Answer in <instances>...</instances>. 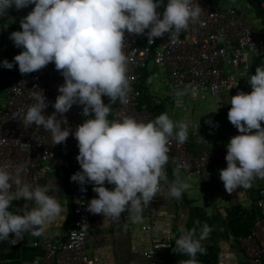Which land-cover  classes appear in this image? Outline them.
<instances>
[{
  "label": "clouds",
  "instance_id": "clouds-1",
  "mask_svg": "<svg viewBox=\"0 0 264 264\" xmlns=\"http://www.w3.org/2000/svg\"><path fill=\"white\" fill-rule=\"evenodd\" d=\"M29 5L34 7L21 18V30L9 36L22 49L14 56V63L22 75L54 63L64 83L58 86L59 95L50 115H45L48 101L39 89L32 93L34 103L26 112L13 118L50 132L52 144L64 143L70 134L74 135L81 171L71 180L82 191H87L84 185H93L97 195L88 202L87 210L94 215L117 221L128 212L131 219L139 221L162 191V183L167 185L168 198L181 199L190 184L179 178L169 180L166 166L172 140L180 144L188 140L189 122L173 121L167 112L147 121L109 116L112 105L118 100L127 104L131 92L125 33L146 34L149 44L165 34L178 42L182 31L197 22L202 24V7L197 0H0V16L12 7L20 10ZM161 7L162 12L158 11ZM2 64L13 68V62L7 59ZM248 83L251 92L238 91L230 99L228 120L239 134L230 138L227 166L219 173L229 194L251 188L257 179L264 180V64L256 67ZM189 90L193 95L198 91L189 84L176 96ZM105 96L108 103L102 99ZM74 104L82 106V115L87 118L73 133L64 114ZM5 142L0 139V143ZM24 172V164L0 162V241L13 245L26 233L44 236L64 210L59 189L52 181L32 184L23 178ZM106 183L113 188L106 187ZM21 199L25 201L22 208L9 210L13 201ZM28 202L34 206L29 208ZM212 230L200 221L191 229L179 226L175 250L188 257L180 264H199L197 254L206 253L202 241Z\"/></svg>",
  "mask_w": 264,
  "mask_h": 264
},
{
  "label": "built area",
  "instance_id": "built-area-1",
  "mask_svg": "<svg viewBox=\"0 0 264 264\" xmlns=\"http://www.w3.org/2000/svg\"><path fill=\"white\" fill-rule=\"evenodd\" d=\"M197 2L202 7V24L197 22L190 25L188 30L182 31L178 42H172L170 36L165 34L149 44L146 34L138 36L125 33L131 92L127 104H121L119 100L115 103L109 119L124 116H133L143 121L150 119L151 113L147 109L138 108L141 91L136 87L140 77L139 70L149 61L154 66L166 70L167 83L171 89H185L187 85L192 84L198 89L196 93L207 90L213 96H219L223 91L245 92L243 82L235 73H226V68L228 65L237 66L241 60H246L250 53L264 55V28L252 26L246 17L233 7L218 8L210 0ZM260 7L264 11V0L260 1ZM63 83L64 78L55 69L54 63H49L40 71L24 75L19 72L17 66L14 81L4 90L5 102L0 108V139L6 142L0 143V162L7 161L14 166L24 164L23 178L32 184H41L47 175L59 173L68 159L72 163L70 176L81 171L76 159L79 152L78 143L73 134H70L64 143L52 144L50 132L35 124L25 125L19 118H13L26 112L27 107L34 103L32 93L39 89L44 91L48 101L45 115H50L59 95L58 86ZM102 99L106 102L108 98L105 96ZM64 116L73 133L87 118L82 115V106L78 104H74ZM62 127L65 125L62 124ZM237 134L239 133L236 128L228 132L230 138ZM226 153V146L192 152L187 142L180 144L173 139L169 145L167 174L172 167L186 176H198L208 167L227 165ZM259 180L260 188L255 202L256 217L246 234L239 238L246 258L245 264H264V180ZM71 185L74 206L66 232L62 237L43 245V253L37 264L94 263L91 254L86 250L87 225L91 216L87 210V204L90 202L88 184L84 185L87 191H82L77 182L71 181ZM108 185L110 189L113 188V185ZM159 194L151 204L161 199ZM146 229L153 238L150 247L142 251V254L152 259L151 264H154L157 252L170 248L172 244L169 239L157 238L150 226H146ZM21 240L11 245H19ZM163 244L169 246L160 247Z\"/></svg>",
  "mask_w": 264,
  "mask_h": 264
},
{
  "label": "crops",
  "instance_id": "crops-1",
  "mask_svg": "<svg viewBox=\"0 0 264 264\" xmlns=\"http://www.w3.org/2000/svg\"><path fill=\"white\" fill-rule=\"evenodd\" d=\"M211 1L218 8H227L220 7L223 6L220 4L216 5L214 0ZM33 7L34 5H29L20 10L12 7L8 9L6 15L0 16L1 71L2 62L9 59L12 55L11 51H22L14 45L9 36L11 32L21 30V18L26 16ZM237 10L244 15L241 10ZM253 12L252 20L254 21L256 17L260 22L250 24L255 28H264V14L258 12L256 8ZM262 64H264V55L253 52L247 56L246 60H241L237 66L229 67L228 65L226 72L235 73L243 82L245 92H251L248 78L254 75L256 67ZM146 69L148 70L146 79L143 80V84H138L141 91L138 105L142 106L141 108L149 111L151 108L155 109L158 115L167 112L173 121L187 120L190 126L186 142L192 152L227 146L230 140L228 132L235 128L228 120V111L231 107V96L235 95L236 91H223L219 96H213L207 90L195 95L189 90L180 97L176 96L177 92L175 95H167V88L161 85L167 83L166 70L154 66L151 61L147 63ZM15 75L16 72L11 75L10 83L14 81ZM142 85L147 86L146 89ZM202 93H209L207 95L209 100L195 104L202 99ZM3 105L4 103L0 104V108ZM226 166L208 167L198 176H186L182 171L170 167L169 180L177 178L187 180L190 188L183 193L181 199L168 198L167 185L162 183V191L159 194L161 199L144 210L142 219L139 221L131 219V214L128 212L123 213L117 221L91 213L87 225L86 250L91 254L93 264H151L153 260L142 254V251L150 247L153 238L146 226L151 227L157 238L169 239L172 244L170 248L157 252L154 264H180L188 257L176 253L175 250V239L179 236V226L184 225L191 229L196 221H200L201 225L206 222L213 229L202 241L206 253L197 254L196 259L199 264H245L246 258L240 247L239 238L246 234L252 220L256 217L255 202L258 198L260 180L254 181L249 189L241 188L229 194L219 175L220 169ZM71 170L72 163L68 159L59 173L47 175L41 183V185H47L52 181L58 187V198L64 209L60 216L47 227L44 236L35 237L26 233L21 243L16 246H12L8 241H2L0 264H37L43 253V245L65 234L74 206ZM105 186L110 189L107 183ZM88 193L89 201L97 195L93 191L92 184H88ZM28 203L29 208L34 206L32 202ZM24 204L23 199L13 201L9 210L22 208Z\"/></svg>",
  "mask_w": 264,
  "mask_h": 264
},
{
  "label": "rangeland",
  "instance_id": "rangeland-1",
  "mask_svg": "<svg viewBox=\"0 0 264 264\" xmlns=\"http://www.w3.org/2000/svg\"><path fill=\"white\" fill-rule=\"evenodd\" d=\"M214 1H215L216 5L217 4L218 5L219 4L223 5V6H220V7L232 6V7H235L236 9L241 10L244 13V15L247 18L249 23H251V22H260V20L257 19L256 17H254V21L252 20L253 16H254L253 15V13H254L253 10H254V8H256V6L250 4L248 2V0H214ZM210 2H212V1L210 0ZM161 85H163V86L165 85V87L167 88L166 89V94L167 95H170V94L175 95L176 92L185 90V89L180 88V87H178L176 89H171L169 87L168 83H164V84L162 83ZM202 94H203L202 99L199 102H195V104H199V103L201 104L202 101H208L209 100V98L207 97V95L209 93H202ZM4 100H5V95H4V93H1L0 94V104L4 103Z\"/></svg>",
  "mask_w": 264,
  "mask_h": 264
},
{
  "label": "trees",
  "instance_id": "trees-1",
  "mask_svg": "<svg viewBox=\"0 0 264 264\" xmlns=\"http://www.w3.org/2000/svg\"><path fill=\"white\" fill-rule=\"evenodd\" d=\"M260 1L261 0H248V2H250L252 5L256 6V8H257L256 10L258 12H260L261 14H264V11L262 12L261 7H260ZM164 2H165V0H164ZM160 9L163 10L162 7ZM18 53L19 52L11 51L12 55L9 56L8 61L13 62V68L12 69H7V68L3 67L2 71L0 70V94L2 93L3 89L11 82V78H10L11 75L16 72L15 67H16L17 64L14 63V56L16 54H18ZM139 72H140V77L138 78V82L136 83V85H137L136 87H138V89H139L138 84L139 85H140V83L143 84V80L146 79L145 76H147L146 74H148V70L146 69V66H145L144 68L140 69ZM142 86H143L144 89H146V87H147L145 85H142ZM105 103H108V99H107V101ZM114 107H115V104L112 105V111H113ZM141 107L142 106L138 105L139 109ZM150 111L152 112V115H151L149 120L154 119L156 116H158V114H156V110L155 109L151 108Z\"/></svg>",
  "mask_w": 264,
  "mask_h": 264
}]
</instances>
